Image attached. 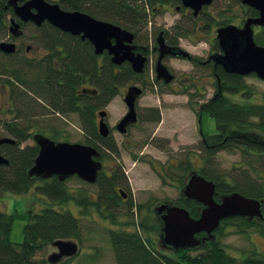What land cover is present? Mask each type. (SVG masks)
Here are the masks:
<instances>
[{
  "label": "rangeland",
  "instance_id": "rangeland-1",
  "mask_svg": "<svg viewBox=\"0 0 264 264\" xmlns=\"http://www.w3.org/2000/svg\"><path fill=\"white\" fill-rule=\"evenodd\" d=\"M167 10L169 11L165 13L159 8L157 12L150 14L145 8L148 14L147 24L140 28L138 41L152 49L155 45L154 31H157L159 26L165 28L174 24L183 26L188 35L177 44L196 61L164 60L163 63L175 77L171 84L164 85L161 81L155 80L154 65L158 54H152L140 78L120 87L114 98L106 105L96 108L94 126L97 128L98 112L105 111L107 115L104 121L111 128L110 139L116 149L114 153L110 151L103 153L100 160L103 165L101 172L103 175L108 174V177H111L113 172L122 178V183L114 185V190L118 195H120L118 190H121L125 197L108 200L104 198V193L99 187L87 184L76 177L63 182L68 200L61 208L78 219L80 238L66 239L77 243L78 253L71 259L57 264H116L109 238L112 231H135L142 237H153L149 227L160 222L159 216L153 213L154 208L163 202L171 203L180 195L177 189L179 184L176 178L173 179L174 176L181 175L178 169L180 163L190 165L193 170L207 168L226 176L229 183L241 177L242 172H247L252 178L257 176H254L247 167L248 159L243 158L237 150L218 151L213 157V162L206 164L200 132L208 136L216 134V123L206 112L201 113L199 119L197 114L198 106L209 100L216 92L211 68L198 63L207 58L210 49L208 40L211 39L209 37L215 34L213 31L218 24L221 25L225 21L229 22L227 24L240 26L245 18V8L234 0H213L212 5L204 9L203 15L197 21L190 17L175 15L171 9ZM199 27L201 32L194 31ZM25 32L36 36L31 27L26 28ZM46 32L47 30H44L41 33L42 40L46 38ZM53 44L57 49L52 47V51L43 45L41 53L43 57L57 58L53 49L58 51L61 49L56 41ZM32 55L34 56V53ZM4 60L7 70L0 75V137L14 139L6 129L16 125L18 130H26V133L30 134L40 132L55 142L86 145L87 134L83 130L78 114L57 113L49 107L42 96L29 91L25 86L12 83L9 73L16 68L20 57ZM104 65L106 61L102 59V67ZM244 83L253 92L250 101L256 104L264 103V82L254 75H249L244 77ZM134 84L143 90V95L136 103L138 122L122 136L115 130V125L127 111L123 95L127 87ZM4 85L5 89L2 87ZM21 98L28 99L30 108H23ZM233 98L241 100L240 96ZM151 108H158L160 111V121L157 123L151 121L149 116ZM33 145L30 137L21 143L19 148ZM0 155L4 156L1 153ZM253 165L258 171H264L259 163ZM259 175L263 176L262 173ZM171 178L174 181H171ZM41 185L40 182H36L24 195L0 193V211L7 214L24 213L31 208L37 212L44 205L52 204L50 197L37 194L36 189ZM71 196V199L68 198ZM77 201L89 202L90 205H78ZM96 202L100 204L99 209L96 208ZM25 224L23 220H14L10 235L12 243L22 242ZM141 225L146 230H142ZM221 235L219 242L228 255L235 258L251 254L264 257V237L256 228L239 234L237 228L226 226L222 229ZM159 249L164 248L160 246ZM55 252L56 249L49 244L38 251L34 259L48 262V257ZM194 254L197 252L192 253Z\"/></svg>",
  "mask_w": 264,
  "mask_h": 264
},
{
  "label": "trees",
  "instance_id": "trees-1",
  "mask_svg": "<svg viewBox=\"0 0 264 264\" xmlns=\"http://www.w3.org/2000/svg\"><path fill=\"white\" fill-rule=\"evenodd\" d=\"M234 1L240 4V0ZM177 2L179 0H61L60 4L64 9L84 11L138 36L142 25L147 24L144 7L147 6L151 12H157L163 4ZM1 3L0 1V20L2 18ZM138 3L143 5V9ZM245 15L255 17L257 12L247 9ZM254 40L257 45L264 47V28L259 29L254 35ZM54 41L64 53L62 60H59V70L51 71L49 60L43 61L41 65V77L34 72V65H28L20 71H16L15 68L11 70L13 71L10 75L12 83L25 86L29 91L42 96L48 102L49 107L57 113L78 114L83 130L87 134L85 144L96 148L102 156L105 151L116 152L111 137L101 138L99 136L93 122L94 111L101 106V94L103 106L118 94L120 87L135 81L140 75H135L128 66L121 67V71L117 72L116 67L106 60V65L100 68L91 47L68 35L62 34L58 37L50 35L46 43L51 45L49 47L51 51ZM0 62L4 65L0 71L5 72L7 67L3 61ZM25 72L31 74L32 84L22 82L24 78H29L23 76ZM214 72L220 80V94L217 93L197 108L198 119L201 113L206 112L216 123V134L210 136L201 134V147L205 162L206 164L213 162V157L218 151L237 150L243 158L248 159L247 167L254 176H257L252 178L247 172H242L241 177L229 183L226 176L214 173L207 168L193 170L190 165L180 163L181 166L178 169L181 175L173 177L179 184L177 189L180 195L175 201L163 202V204L182 207L188 211L190 217L197 218L203 206L196 201L184 198L181 194L189 177L197 174L214 184L215 201L234 192L262 200V219L252 221L240 217L225 219L213 232L212 237L207 238L205 234H200L197 236L200 241L197 247L182 250L165 246L160 238L162 236L161 221L158 225L154 223L150 225L149 231L153 237H142L135 231H112L109 238L116 264H264V257L256 254L241 258L232 257L226 253L219 242L222 236L221 231L226 226L237 228L239 234H245L248 229L256 228L264 237V171H258L253 165V163H259L264 169V103L256 104L250 101L253 92L246 86L243 77L226 74L219 67ZM85 83L91 84L96 89L95 96L79 94V87ZM234 96H240L241 100H236ZM20 102L23 103V108H30L31 104L28 99L21 98ZM149 112L151 121L155 123L160 121L158 108H151ZM6 131L15 139H13L15 144L0 146V153L8 161V165H0V193L24 195L36 182H40L42 185L37 187V194L48 196L53 202L44 205L37 212L31 208L24 213L7 214L0 211V264H49L45 260L36 261L35 254L58 239L78 240L80 238L78 219L61 208L62 204L68 200L63 182H59L55 177L50 180L28 177L27 172L33 165L38 148L35 144L23 148L19 146L27 138H32V135L26 133V130L16 129V125L9 126ZM260 173L263 176H260ZM173 179L171 178V181H174ZM120 183H122V178L116 173L112 172V176L108 177L100 172L94 185L103 191L104 198L113 200L122 199L121 195L115 193L114 190V185ZM68 198L71 199L72 196ZM100 198L102 199V196ZM77 203L78 205H90L89 202L77 201ZM95 205L99 209L100 204L96 202ZM16 219L26 222L23 229V240L20 244H14L10 240L12 225ZM141 227L142 230H146L143 225ZM160 246L164 249L160 250ZM193 252L197 254L192 255Z\"/></svg>",
  "mask_w": 264,
  "mask_h": 264
},
{
  "label": "water",
  "instance_id": "water-1",
  "mask_svg": "<svg viewBox=\"0 0 264 264\" xmlns=\"http://www.w3.org/2000/svg\"><path fill=\"white\" fill-rule=\"evenodd\" d=\"M18 0H9L8 5L13 7L14 14L21 22H33L40 26L48 21L60 31L72 36L81 35V39L88 40L94 48L96 56L107 51L111 56V63L117 66L128 63L135 74L144 71L146 58L135 53L133 46L134 35L120 27L106 21H100L78 11L65 12L58 5L48 6L43 0H30L18 6ZM182 5L193 10L194 16L202 7L210 6L213 0H181ZM241 4L258 12L257 18H247L242 28L232 25L217 29V40L223 54L213 57L215 64L220 65L226 74L247 77L256 76L264 82V47L254 41L253 26L264 27V0H240ZM32 9L36 11L32 13ZM18 26L12 24L11 32L17 35ZM114 42V43H112ZM158 59L155 65L156 80L169 84L173 75L162 64L167 56L188 59L189 54L176 47L165 45L161 35L157 40ZM0 51L5 54H14V45L0 43ZM90 94L94 91L88 90ZM83 91V93H88ZM138 86H129L123 96L127 108L126 114L116 125V131L125 135L129 127L137 123L135 104L142 95ZM220 94V91L218 92ZM106 113L99 112L98 134L107 138L110 130L104 121ZM33 141L38 147V153L33 165L28 170L29 178L49 180L55 177L59 182L77 177L81 181L93 185L96 183L102 164L97 159L98 150L92 146L78 143L55 142L42 135H34ZM10 138H0L1 145H14ZM0 165H8L7 159L0 155ZM215 186L197 174H193L186 182L181 194L184 198L196 201L203 206L197 218L190 217L186 209L165 204L155 208L163 224L161 239L165 246L176 250L191 249L200 244L197 238L205 234L212 237L219 228L221 221L240 217L248 221L262 219V200H256L234 192L223 196L219 201L214 200ZM122 197L125 195L119 191ZM57 252L49 256L48 262L57 264L60 261L72 258L78 253V245L71 240L58 239L51 243Z\"/></svg>",
  "mask_w": 264,
  "mask_h": 264
},
{
  "label": "flooded vegetation",
  "instance_id": "flooded-vegetation-1",
  "mask_svg": "<svg viewBox=\"0 0 264 264\" xmlns=\"http://www.w3.org/2000/svg\"><path fill=\"white\" fill-rule=\"evenodd\" d=\"M2 3V10H1V15H2V18H1V29H0V43H9V44H12L14 45V48H15V53L14 54H5L3 52L0 51V61H5L4 59H7V58H13V57H16V56H19L20 57V61L17 63L16 65V71H20L21 68H26L28 65L29 66H33L34 65V72L36 73V75L38 77H41V74H42V67L41 65H43V61H46V60H49V62L51 63V71L53 72H57L59 70V66H60V62L59 60L61 58L64 57V53H62V48L60 47L61 51H58V50H55L57 49L55 47V45H52V47H54L55 49H53L54 51V54L57 55V58L55 57H50V56H45L43 57L42 56V51H43V45L45 46L46 49H49V47L51 45H48L46 43V41L48 40L49 36L52 35V36H61L62 34H65V35H68L70 37H73L75 39H77L78 41L82 42V43H87L90 47H91V51L93 53V56L96 58V61H98V63L100 62V68H102V59L103 60H106L109 64L113 65L114 67H116V71L117 72H120L121 71V67H126L128 66L129 69L131 70V67L128 63H123L122 65L120 66H117V65H114L111 63V56H109L108 52L107 51H104L101 55L99 56H96L94 54V48L93 46L91 45V43L84 39L82 40L81 39V35L79 36H72V35H69L67 33H64L62 31H60L59 29L55 28L54 26H52L48 21H44L40 26H36L33 22L31 21H28V22H21L20 19L14 14V9L13 7H11L10 5H8V1L9 0H0ZM30 0H18L17 1V5L18 6H21L23 4H25L26 2H28ZM60 1L61 0H43L44 4L48 5V6H51V5H58L60 7V9L62 11H65V12H74V11H78V10H68V9H64L61 4H60ZM212 5V4H211ZM240 5L241 7H244L245 10L247 9H252V8H249L247 6H244L241 4L240 2ZM139 6L140 8L143 9V5L139 3ZM206 7H209V6H206ZM206 7H202L201 11L197 14V16H194L193 14V10L190 9V8H186L182 5V2L181 0H179V2L175 3V4H163L162 6H160L159 8H161L163 11L168 12L169 10L167 9H171L173 10V13L175 15H182V16H186L187 18H192L193 21H197L199 17H201V15H203V12H204V9ZM145 8L149 10V8L146 6L144 7V10ZM254 10V9H252ZM33 14L36 13V11L34 9L31 10ZM256 11V10H254ZM78 12H81L83 14H87L89 16H91L92 18H95L97 20H100L102 21L101 19H98L84 11H78ZM245 12V11H244ZM257 12V11H256ZM155 12H151L150 11V14H153ZM147 14V13H146ZM245 14V13H244ZM148 15V14H147ZM250 16L249 15H245V18L241 21V25L239 26H236V25H233V24H227L229 23L228 21H225L223 24L217 26V28L214 29L213 33L215 32L214 35H211L209 38H211L210 40H208V44H210V49L208 50V54H207V58L204 60V61H199L198 63L202 66H206V67H210L211 68V73L215 79V85H216V92L215 94L212 96H216V94L220 91V80L218 79L216 73L214 72V70H216L218 67L221 68L223 70V68L220 66V65H216L215 62L213 61V57L217 56V55H221L223 54V51L222 49L219 47V44H218V40H217V34H216V31L217 29H219L220 27H224V26H228V25H232V26H235L237 28H242L243 25H244V22L247 18H249ZM258 17V12H257V16L255 17H250V18H257ZM201 21V20H199ZM202 22V21H201ZM16 24L18 26L17 28V35H14L12 34L11 32V26L12 24ZM117 26V25H116ZM33 28V31L36 33V36H32V35H28L26 34L25 32V29L26 28ZM120 27V26H118ZM195 27V26H194ZM121 29H124L122 27H120ZM260 28H264L262 26H253L252 29H253V32H254V35L259 31ZM201 28L199 27V29H195L194 31L198 32H201L200 30ZM256 29V30H255ZM44 30H47L46 32V38L44 40H42V35L41 33L44 31ZM130 33H132L134 35V41H133V46L136 47L135 49V53H140L142 54V56H144L146 58V63H145V67L146 65L149 63V59H150V56L152 54H158V49H157V40L158 38L162 37L164 43L166 46L168 47H176L178 49H181L183 51H185L184 49H182L178 44L177 42L180 41L181 39L185 38L186 35H188L186 33V29L183 27V26H179L177 24H174L173 26L171 27H158L157 31H154V39H155V45L152 49L148 48V46H145L143 45L142 43H140L139 40V35L136 36L133 32L127 30V29H124ZM114 43V42H112ZM52 49V48H51ZM186 52V51H185ZM32 53H34V56L32 55ZM188 53V52H186ZM189 54V53H188ZM158 55H157V58H156V61H155V65H156V62H157V59H158ZM59 56V57H58ZM166 59H183L181 57H172V56H167L165 57L163 60H162V64L167 68V66L163 63L164 60ZM62 60V59H61ZM183 60H186V61H189V62H194L196 61L195 58H193L190 54H189V58L188 59H183ZM155 65H154V68H155ZM4 66L2 65V63L0 62V68ZM7 67V66H6ZM145 67H144V70H145ZM18 68V69H17ZM168 69V68H167ZM132 71V70H131ZM168 71L172 74V72L168 69ZM4 71H0V75H2L3 73H1ZM133 72V71H132ZM13 73V72H12ZM101 73H102V69H101ZM134 73V72H133ZM144 73V71H143ZM135 74V75H140L139 78L141 77V75L143 74ZM154 73H155V69H154ZM11 75V72L9 73ZM9 75V77H10ZM173 75V74H172ZM23 76H26V77H29L27 79H23L22 82H30L31 83V74H28V73H23ZM174 77V75H173ZM155 80H156V77H155ZM175 80V77L173 79V81ZM156 81H159V80H156ZM172 81V82H173ZM162 82V81H161ZM171 82V83H172ZM163 83V82H162ZM169 83V84H171ZM17 84V83H16ZM32 84V83H31ZM164 84V83H163ZM169 84H164V85H169ZM8 85V84H7ZM12 85V84H10ZM130 86H133V85H130ZM134 86H138V85H135ZM3 89H5V85L2 86ZM129 87V86H128ZM127 87V88H128ZM139 87V86H138ZM79 94H83V95H87V96H95L96 94V89H94V87L91 85V84H83L81 87H79ZM93 88V89H92ZM140 88V87H139ZM142 90V88H140ZM88 90H91V91H94L95 94H90ZM127 90V89H126ZM83 91H88V93H83ZM126 92V91H125ZM222 93V92H221ZM125 94V93H124ZM124 96V95H123ZM211 97V98H212ZM100 104L102 107V94H101V99H100ZM135 110H136V104H135ZM99 112H105V111H99ZM98 112V113H99ZM127 112V111H126ZM106 113V112H105ZM137 113V111H136ZM126 114V113H125ZM107 115V114H106ZM105 115V117H106ZM32 116V115H31ZM104 117V119H105ZM123 118V117H122ZM121 118V119H122ZM137 118H138V114H137ZM120 119V120H121ZM119 120V121H120ZM118 121V122H119ZM107 124V123H106ZM118 124V123H117ZM116 124V125H117ZM137 124V123H136ZM116 125H115V130H116ZM108 126V124H107ZM135 126V125H133ZM131 126V127H133ZM98 127V125H97ZM129 127L128 130L131 128ZM109 130H110V134H111V128L108 126ZM97 129V128H96ZM127 130V132H128ZM98 132V130H97ZM110 134L108 137H110ZM127 134V133H126ZM125 134V135H126ZM32 135V140H33V136L34 135H42V136H45L44 134H41L40 132L39 133H35V134H31ZM125 135H122V136H125ZM47 137V136H45ZM101 137V136H100ZM107 137V138H108ZM1 138V137H0ZM48 138V137H47ZM102 138V137H101ZM50 139V138H49ZM35 144V142H34ZM36 145V144H35ZM37 146V145H36ZM89 146V145H88ZM38 148V147H37ZM100 153V151H98ZM102 158V154L100 153V156L99 158L97 159L98 161H100ZM101 162V161H100ZM102 164V163H101ZM102 168H103V165H102ZM101 172V171H100ZM99 172V173H100ZM105 175V174H104ZM108 175V174H106ZM73 178V177H72ZM71 179V178H70ZM42 180V179H41ZM50 180V179H49ZM119 191L121 190H118V193ZM51 245V244H50ZM54 248V247H53ZM53 254V253H52ZM51 254V255H52ZM49 258V257H48ZM69 259V258H67ZM66 260V259H64ZM63 261V260H62ZM61 262V261H60Z\"/></svg>",
  "mask_w": 264,
  "mask_h": 264
}]
</instances>
